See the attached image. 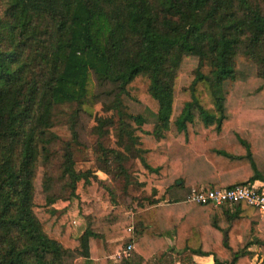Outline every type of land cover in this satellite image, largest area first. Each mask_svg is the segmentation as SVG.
Here are the masks:
<instances>
[{
  "label": "trees",
  "instance_id": "trees-1",
  "mask_svg": "<svg viewBox=\"0 0 264 264\" xmlns=\"http://www.w3.org/2000/svg\"><path fill=\"white\" fill-rule=\"evenodd\" d=\"M2 3L0 264H90L97 239L109 254L133 242L120 264H148L150 256L162 259L175 249L180 264H194V254L212 255L214 264H250L253 244L260 250L256 264H264V216L256 208L223 205L219 217L211 205L170 201L178 188L185 196L194 185L264 182L256 156L264 159L261 131L246 135L234 122L250 118L264 125V70H252L264 65L257 51L264 49V0ZM90 71L116 86L112 108L123 146L107 149L113 156L101 157L106 171L97 169L125 178L124 161L137 158L144 170L141 188L151 197L153 185H162L159 200L168 203L141 201L132 217L116 202L97 208L82 234L72 237L54 204L73 197L88 172L75 170L65 144L59 175L50 173V148L62 133L52 108L83 101ZM181 76L188 86L174 114ZM247 78L258 82L230 113L232 90ZM170 231L172 245L165 237Z\"/></svg>",
  "mask_w": 264,
  "mask_h": 264
},
{
  "label": "rangeland",
  "instance_id": "rangeland-1",
  "mask_svg": "<svg viewBox=\"0 0 264 264\" xmlns=\"http://www.w3.org/2000/svg\"><path fill=\"white\" fill-rule=\"evenodd\" d=\"M3 8L4 3L0 6V12ZM243 51L244 46H241L238 52L242 53ZM257 51L259 54L258 57L264 58V49ZM260 69L264 70V65H258L257 70L252 66L254 74L257 71L260 75ZM248 78L236 85L232 90L228 101L230 113L237 109L241 100L244 98V94L258 82L257 80H250ZM177 84L175 89L176 103L174 106V114H176L179 109L180 99L183 94L182 89L188 86V80L185 76H181ZM87 87L88 93L83 101L56 104L52 108V122L57 130H62V133L57 131L59 132V134L57 133L58 137L55 138L54 145L50 148V173L54 176L59 175L60 164L62 162L61 155L65 144H68L72 152L75 170L79 172H88L87 178L77 182L75 195L73 197L70 199L58 200L54 204L58 222L68 233L75 227L70 224L72 217L85 212V208H88L92 213L97 208L102 210L111 209L115 206L114 203L116 202L125 209L127 208V210L130 209L135 211L138 203L141 204V201H144L145 204L150 202L151 199L160 201L159 196L164 190L162 185L154 184L153 187L155 192L151 194V197H148V193L140 186L144 178V170L137 158L129 156L124 161L123 167L125 168L127 176L125 178L122 177V175L113 177L111 174L105 172L106 166L101 165L102 155L107 154L112 158L113 155L107 152V149L117 150L119 149L118 147H120L123 150V146H119L117 143L119 142V114L116 109L112 108L116 86L111 82L99 79L94 72L90 71ZM234 122L238 124V128L246 135H249L251 130L256 128L257 131H261V135L264 138V125L262 123L253 122L250 118L245 121L237 119L234 120ZM227 129L228 126L224 131L226 132ZM65 131L68 132L65 133ZM228 136V133L223 135V137ZM125 153L130 155V152ZM256 156L260 166L263 167L264 159L261 158L259 152L256 153ZM97 167L103 170L105 169V171L99 170ZM98 171H102L104 174L97 173ZM77 192L79 194L83 193L86 198L79 201L81 197ZM184 194L185 189L178 188L177 194L172 195L170 201L173 202L175 199L181 200L184 198ZM66 201H74L75 203H73V206H76L78 213L74 211L75 214L71 216L67 214V211L62 208V204ZM216 209L217 215L219 217H224L222 210H218L219 208ZM91 213L86 216L83 215L85 225L86 217ZM78 234L79 233L76 231L70 235L75 237ZM101 245L105 249L104 243L102 241L98 243L96 240L97 250L101 249ZM255 262L256 260L253 261L254 264H256ZM92 264L99 263L98 261L92 260Z\"/></svg>",
  "mask_w": 264,
  "mask_h": 264
},
{
  "label": "built area",
  "instance_id": "built-area-1",
  "mask_svg": "<svg viewBox=\"0 0 264 264\" xmlns=\"http://www.w3.org/2000/svg\"><path fill=\"white\" fill-rule=\"evenodd\" d=\"M183 201L200 205H211L215 208L223 205L231 207L235 203L245 202L247 205L256 208L261 216H264V182L262 180H254L233 187L217 189H205L203 186L194 185L188 190ZM77 220L78 217L71 219L70 224L76 225ZM128 230L132 231L133 226H130ZM132 249L133 242L115 252L111 258L117 261L126 258L130 255Z\"/></svg>",
  "mask_w": 264,
  "mask_h": 264
},
{
  "label": "crops",
  "instance_id": "crops-1",
  "mask_svg": "<svg viewBox=\"0 0 264 264\" xmlns=\"http://www.w3.org/2000/svg\"><path fill=\"white\" fill-rule=\"evenodd\" d=\"M100 171H98L97 173H99ZM100 173H103L102 171ZM104 174V173H103ZM160 193V192H159ZM77 194H79L77 192ZM80 199L79 201H81L83 198H86V196L83 194V193H80ZM159 196V194H158ZM162 201V200H161ZM159 201V204H167L168 201L164 200V201ZM164 202V203H163ZM166 202V203H165ZM182 202H185L183 201L182 199ZM73 203H75L74 201L70 202V201H66L64 204H62V208L67 211V214H69L70 216L75 214L74 211H77L78 213V210L76 209V206H73ZM65 207V208H64ZM215 208V207H214ZM128 214L130 217H132L134 211L128 209L127 210ZM89 213H91V211L88 210V208H85V212H82L80 214H77V215H74L72 217L75 218L76 216L78 217V220H77V224L74 225L75 227H73L69 233H74V232H78L79 234L75 237H78L79 235L82 234V232L84 231L85 229V220H84V217L83 215H88ZM166 239H167V242L172 245L173 244V240H174V231H170L166 236ZM101 240L100 239H97V242L100 243ZM249 250L251 251V254H250V264H254L253 261L256 260L255 263H257L258 259H259V254H260V250H259V247L257 245H252L250 246ZM179 251L177 249H175L174 251L168 253V255H166V257L162 258V259H158L156 254L150 256L148 259H147V263L148 264H180V261L178 260L176 254L178 253ZM114 253L112 254H109L105 251V249L102 247L101 245V249H98L97 250V257L95 259L92 258V260L94 261H98L99 263V260L100 259H105L106 261V264H120V260H113L111 258V256L113 255ZM192 260L194 262V264H214V261H213V257L212 255H200V254H194L192 255ZM92 264V261L91 263Z\"/></svg>",
  "mask_w": 264,
  "mask_h": 264
}]
</instances>
